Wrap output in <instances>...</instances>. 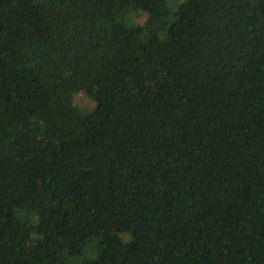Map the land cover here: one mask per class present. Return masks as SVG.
Masks as SVG:
<instances>
[{"label": "trees", "instance_id": "16d2710c", "mask_svg": "<svg viewBox=\"0 0 264 264\" xmlns=\"http://www.w3.org/2000/svg\"><path fill=\"white\" fill-rule=\"evenodd\" d=\"M0 264H264V0H0Z\"/></svg>", "mask_w": 264, "mask_h": 264}, {"label": "rangeland", "instance_id": "374dc122", "mask_svg": "<svg viewBox=\"0 0 264 264\" xmlns=\"http://www.w3.org/2000/svg\"><path fill=\"white\" fill-rule=\"evenodd\" d=\"M136 19L140 22H145L146 16L141 13L135 14ZM140 72L147 77L146 89L147 91H154L161 87L162 79L164 76V70L155 66L150 61H145L140 66ZM98 88H95L89 95H78L76 96L75 102L84 110L88 111L91 105L94 104L92 95L97 92Z\"/></svg>", "mask_w": 264, "mask_h": 264}]
</instances>
